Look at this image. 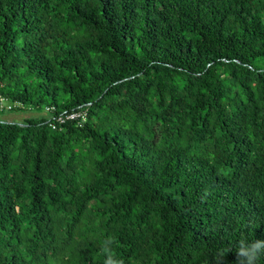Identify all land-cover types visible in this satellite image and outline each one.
<instances>
[{"label": "trees", "instance_id": "obj_1", "mask_svg": "<svg viewBox=\"0 0 264 264\" xmlns=\"http://www.w3.org/2000/svg\"><path fill=\"white\" fill-rule=\"evenodd\" d=\"M0 96L88 105L0 119V264H103L107 237L125 264H232L264 239V0H0Z\"/></svg>", "mask_w": 264, "mask_h": 264}, {"label": "clouds", "instance_id": "obj_2", "mask_svg": "<svg viewBox=\"0 0 264 264\" xmlns=\"http://www.w3.org/2000/svg\"><path fill=\"white\" fill-rule=\"evenodd\" d=\"M116 241L113 237H107L101 245V253L104 256L103 264H125V260L119 257L113 247ZM233 252L232 248H218L213 257L212 264H229L228 253ZM235 260L232 264H259L264 258V239L249 241L246 236H241L235 246Z\"/></svg>", "mask_w": 264, "mask_h": 264}, {"label": "built area", "instance_id": "obj_3", "mask_svg": "<svg viewBox=\"0 0 264 264\" xmlns=\"http://www.w3.org/2000/svg\"><path fill=\"white\" fill-rule=\"evenodd\" d=\"M15 110H25V107L23 104L19 102H9L5 98L0 96V111L2 112H11ZM26 111H32L30 109H27ZM42 113H44V116L47 118V122L49 123L50 127L54 130L58 126L64 124L67 121H74L77 126H82V124L87 119L88 114V105L81 106L76 108L75 110H72L71 112H62L60 114L56 113V109L54 107L46 106Z\"/></svg>", "mask_w": 264, "mask_h": 264}, {"label": "rangeland", "instance_id": "obj_4", "mask_svg": "<svg viewBox=\"0 0 264 264\" xmlns=\"http://www.w3.org/2000/svg\"><path fill=\"white\" fill-rule=\"evenodd\" d=\"M45 117L42 111H11L5 112L0 116V119L4 122H23L24 120L31 118Z\"/></svg>", "mask_w": 264, "mask_h": 264}]
</instances>
